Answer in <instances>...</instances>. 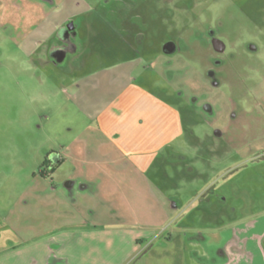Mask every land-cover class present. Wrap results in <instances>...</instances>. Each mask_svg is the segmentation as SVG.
<instances>
[{
    "label": "rangeland",
    "instance_id": "374dc122",
    "mask_svg": "<svg viewBox=\"0 0 264 264\" xmlns=\"http://www.w3.org/2000/svg\"><path fill=\"white\" fill-rule=\"evenodd\" d=\"M66 1L0 0V264H70L67 211L40 176L50 152L87 134L68 72L82 58L88 69L133 61L137 81L184 119L182 138L147 172L155 200L135 208L156 220L133 226L152 235L125 264H174L181 247L183 264H264V0H82L99 2V14H77L73 33L61 26L44 40ZM52 44L53 55L68 47L56 63ZM83 204L93 226L121 225ZM41 246L51 249L44 262Z\"/></svg>",
    "mask_w": 264,
    "mask_h": 264
},
{
    "label": "crops",
    "instance_id": "0c3cea01",
    "mask_svg": "<svg viewBox=\"0 0 264 264\" xmlns=\"http://www.w3.org/2000/svg\"><path fill=\"white\" fill-rule=\"evenodd\" d=\"M79 1L67 0L66 13L56 9L60 15L56 16L54 26L44 30V40L50 38L46 30L57 31L77 14L91 9L99 14V2L92 7ZM45 48L49 61L55 62L51 54L54 44ZM66 58L67 55L58 57L57 64ZM88 62L86 58L73 59L68 72L73 74L74 95L90 121L89 130L85 129L86 135L64 146L62 151L48 154L44 167L50 174L40 176L41 185L51 191L50 197L60 198L61 208L67 211L62 221L70 264H125L139 243L152 235L151 231H134L133 226L156 220L143 219L135 208L141 203L149 208L155 200L147 172L182 138L184 119L179 108L137 81L133 61H115L93 69H88ZM76 69L79 73H75ZM67 163L70 167L63 169ZM83 203L89 205L93 216L121 225L93 226V221L77 212L84 210ZM98 205L107 209L101 212L96 209ZM119 205L127 207L130 214L125 210L119 212ZM156 213L159 211L154 216ZM189 239L198 243L193 237ZM50 252V248L39 247V259L44 262ZM183 254V247L175 251L174 264H183Z\"/></svg>",
    "mask_w": 264,
    "mask_h": 264
},
{
    "label": "water",
    "instance_id": "95a60500",
    "mask_svg": "<svg viewBox=\"0 0 264 264\" xmlns=\"http://www.w3.org/2000/svg\"><path fill=\"white\" fill-rule=\"evenodd\" d=\"M214 45H215V48L218 49V50H222L223 49V44L216 40L214 41ZM174 47V46H173ZM170 46V42H168L167 44L164 45V51L167 52V53H172L174 52L175 48H173Z\"/></svg>",
    "mask_w": 264,
    "mask_h": 264
},
{
    "label": "flooded vegetation",
    "instance_id": "af4514ba",
    "mask_svg": "<svg viewBox=\"0 0 264 264\" xmlns=\"http://www.w3.org/2000/svg\"><path fill=\"white\" fill-rule=\"evenodd\" d=\"M69 21V20H68ZM64 29H62V32H66V33H70V32H72L73 33V31H72V29L71 28H69L68 27V25H67V22L65 23V25H64V27H63ZM67 34V35H68ZM58 48V47H57ZM61 48H62V50L64 49L65 50V52L68 54V47H67V45L65 44V46L64 47H62L61 46ZM60 47H59V49H61ZM59 49H57V51L55 50V54L54 55H56L57 53H58V50ZM54 51V50H53ZM46 167V166H45ZM206 194H208L209 195V190L207 191V193Z\"/></svg>",
    "mask_w": 264,
    "mask_h": 264
},
{
    "label": "trees",
    "instance_id": "16d2710c",
    "mask_svg": "<svg viewBox=\"0 0 264 264\" xmlns=\"http://www.w3.org/2000/svg\"><path fill=\"white\" fill-rule=\"evenodd\" d=\"M46 164H47V162H46V160H45V162H44L43 166H46Z\"/></svg>",
    "mask_w": 264,
    "mask_h": 264
}]
</instances>
